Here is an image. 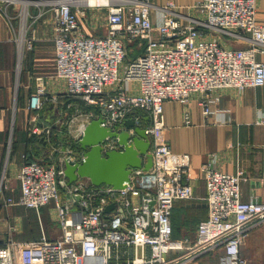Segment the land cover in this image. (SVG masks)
Segmentation results:
<instances>
[{
  "label": "built area",
  "instance_id": "built-area-1",
  "mask_svg": "<svg viewBox=\"0 0 264 264\" xmlns=\"http://www.w3.org/2000/svg\"><path fill=\"white\" fill-rule=\"evenodd\" d=\"M48 3L54 15L56 76L65 82L64 97L90 109L75 106L74 116L63 122L67 145L54 148L46 162L20 166L19 198L7 202L37 211L55 202L60 233L31 242L8 240L0 247V264H245L240 248L248 232L264 222V202L242 200V171L229 174L204 164L208 215L197 224L193 240L173 241L174 204L193 198L186 181L190 156L173 153L161 135L165 101L186 104L192 94H201L206 116L212 113L213 91L264 86V63L257 59L264 54V23L257 19L256 0H197L194 16L150 0ZM86 8L107 10L106 35L81 31L79 17ZM221 36H248L250 45L226 47ZM127 42L142 53L128 60ZM45 96L42 87L31 94L30 110L40 111ZM97 119L112 130L133 119L149 138L152 167L132 170L121 189L68 184L65 162L83 160L78 142L85 125ZM185 119L189 123L187 115ZM54 128L35 126L32 132L41 129L49 135ZM104 147L118 148L115 139ZM215 256L218 263H206Z\"/></svg>",
  "mask_w": 264,
  "mask_h": 264
},
{
  "label": "crops",
  "instance_id": "crops-1",
  "mask_svg": "<svg viewBox=\"0 0 264 264\" xmlns=\"http://www.w3.org/2000/svg\"><path fill=\"white\" fill-rule=\"evenodd\" d=\"M196 1L150 0L158 7L173 4L177 12L189 16L196 15L192 9ZM48 2L0 0V190H19L16 175L24 162H46L55 153L54 148H63L62 137L66 130L62 124L72 108L76 110L64 97L65 82L56 76L54 15L52 4ZM256 4L257 19L264 23V0H256ZM153 17L155 20L156 12ZM79 24L86 35L104 36L108 32L107 10L86 8L85 15L79 17ZM243 37L221 36L219 39L226 47L242 49L250 45L248 36ZM257 59L264 63V54H259ZM39 87L45 89L48 102L36 112L30 110L28 104L30 95ZM50 98L60 101L57 111L63 117L49 135V145L39 141L41 132L34 134L31 129L52 126L50 119L56 110ZM201 98V94L194 93L186 104L164 102L166 128L161 137L173 153L190 156L186 181L193 188V198L176 201L171 217L172 238L180 240H193L197 224L208 215L201 172L204 164L229 174L242 171L246 178L241 184L242 200L264 202V86L242 91H213L212 113L206 116L199 104ZM186 115L189 123H186ZM147 123L143 121V125ZM13 180L17 184H13ZM18 198L19 192L14 199ZM59 233L55 202L38 211L0 202V247L8 239L32 241L42 236L54 238ZM263 245L264 222L248 232L240 248L245 264L258 263V250ZM218 262L217 256L206 261Z\"/></svg>",
  "mask_w": 264,
  "mask_h": 264
},
{
  "label": "water",
  "instance_id": "water-1",
  "mask_svg": "<svg viewBox=\"0 0 264 264\" xmlns=\"http://www.w3.org/2000/svg\"><path fill=\"white\" fill-rule=\"evenodd\" d=\"M139 116L138 111L132 113ZM148 121V118H143ZM102 119L92 120L84 127L78 142V149L83 152L81 162L69 159L65 162V175L68 184L84 181L87 186H111L121 189L130 182L134 169L148 171L153 164L150 141L144 128L136 126L133 119H127L122 129L114 130L101 125ZM133 129V132H131ZM116 140L118 148L104 147L107 140ZM113 209L107 206L105 212Z\"/></svg>",
  "mask_w": 264,
  "mask_h": 264
},
{
  "label": "rangeland",
  "instance_id": "rangeland-1",
  "mask_svg": "<svg viewBox=\"0 0 264 264\" xmlns=\"http://www.w3.org/2000/svg\"><path fill=\"white\" fill-rule=\"evenodd\" d=\"M127 46L129 47V49H130V51L128 50V57H127V59L128 60H130V59H133V58H135L137 55H140L141 53H142V50H140V49H138V47L136 46V45H132L130 42H127ZM52 98H50L49 100H51ZM48 102V98H46V101H45V103H47ZM52 104H53V106L55 107V113H54V115L51 117V125H53L54 127H57L58 125H59V122L60 121H62V117H63V115H59V113H58V111H57V107H58V104L60 103V101H58V99L57 98H53L52 99V102H51ZM71 106L70 107H75V106H78L80 109H83V108H87L88 106H86V105H84L83 103H81V102H76L75 100H73V101H71ZM45 105V104H44ZM66 106H67V104H66ZM59 107H60V105H59ZM58 107V108H59ZM74 111H75V109H73L72 108V112H69L68 114L69 115H67V118L65 119V121H67L68 119H71L72 118V116H74ZM64 121V122H65ZM149 121V120H148ZM49 124V125H50ZM76 126V125H75ZM35 128V127H34ZM34 128H30L31 129V131H33L34 130ZM142 128V127H141ZM46 130H44V131H41V129H40V131L39 132H41V133H39V134H41L40 136L41 137H39V139L40 138H42V139H38L40 142H42V143H46V144H51L49 141H48V139H49V135L45 132ZM29 132H30V130H29ZM11 137H12V135H13V126H12V129H11ZM45 136V137H42V136ZM36 136H38V135H36ZM47 137V138H46ZM45 140H47V141H45ZM50 140H51V138H50ZM51 157V155L49 156V158ZM38 163H41V162H38ZM16 177H17V175H16ZM17 179V178H16ZM17 181H18V179H17ZM17 181L16 180H13V184H17ZM8 182V184H10V181H7ZM19 182V181H18ZM78 183H84L85 184V182L84 181H78ZM18 192H19V190H0V202L1 201H4V202H8V200H9V198H11V199H14V198H16L17 197V195H18ZM50 205H53V202H51L50 203ZM57 236H58V234H57ZM57 236H55V237H57ZM54 237V238H55ZM11 238V237H10ZM13 238V237H12ZM47 238V237H46ZM47 239H52V238H47ZM181 238H173V241L175 240V241H177V240H180ZM9 240V239H8ZM8 240H7V242H8ZM32 241H36V240H32ZM6 242V243H7ZM18 242H31V241H18ZM258 257H259V261H258V263H256V264H264V245L261 247V248H259V250H258ZM251 264V263H250ZM253 264H255V263H253Z\"/></svg>",
  "mask_w": 264,
  "mask_h": 264
},
{
  "label": "trees",
  "instance_id": "trees-1",
  "mask_svg": "<svg viewBox=\"0 0 264 264\" xmlns=\"http://www.w3.org/2000/svg\"><path fill=\"white\" fill-rule=\"evenodd\" d=\"M84 110H87V109H90L89 107H85V108H83ZM62 140H63V143L65 144V145H67V136L66 135H64L63 137H62Z\"/></svg>",
  "mask_w": 264,
  "mask_h": 264
},
{
  "label": "bare ground",
  "instance_id": "bare-ground-1",
  "mask_svg": "<svg viewBox=\"0 0 264 264\" xmlns=\"http://www.w3.org/2000/svg\"><path fill=\"white\" fill-rule=\"evenodd\" d=\"M90 1V3H95L96 2V0H89Z\"/></svg>",
  "mask_w": 264,
  "mask_h": 264
}]
</instances>
